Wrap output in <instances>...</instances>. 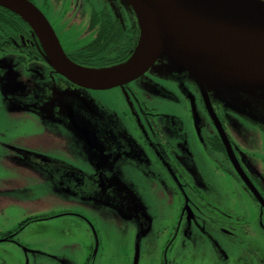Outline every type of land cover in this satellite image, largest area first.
<instances>
[{
    "label": "flooded vegetation",
    "instance_id": "flooded-vegetation-1",
    "mask_svg": "<svg viewBox=\"0 0 264 264\" xmlns=\"http://www.w3.org/2000/svg\"><path fill=\"white\" fill-rule=\"evenodd\" d=\"M29 1L44 13L62 50L82 65L119 63L138 43L140 29L132 11L121 10L118 17L98 0ZM168 73H152L139 82L136 79L110 89L77 86L46 61L30 26L0 5L1 208L25 199L45 201L16 228L0 231L1 241L16 240L21 228L52 216L49 213L58 204H49V200L61 194L82 192L87 195L78 199L91 201L88 194L95 191L90 181L100 175L104 187L123 192L126 201L107 195L109 202L121 205L125 212L119 213L133 219L137 233H147L150 248L167 232L170 239L160 255L163 262L264 264V115L238 113L225 107L211 91L204 96L186 72ZM147 83L158 85V90L146 89ZM163 85L175 92L177 101L170 107L164 105ZM117 89L129 90L135 103L131 109L114 108L115 125L82 118L76 128L74 115L90 113L87 108L74 110L72 97ZM57 102L59 109L50 110ZM8 129L25 133L12 139ZM178 131L182 138L203 145H197L208 151L201 152L202 157L213 153L214 165L207 161L200 166L183 141L174 144L172 135ZM44 133L66 144L39 142ZM91 135L99 152L95 149L94 153L88 143ZM227 180L234 185L232 195L226 192ZM141 181L150 185L144 188L145 194L138 190ZM151 185L153 191L149 192ZM34 187L41 188L43 196L32 195ZM58 213L73 212L64 209ZM206 245L212 249L209 256ZM65 246L72 248L68 243Z\"/></svg>",
    "mask_w": 264,
    "mask_h": 264
},
{
    "label": "water",
    "instance_id": "water-1",
    "mask_svg": "<svg viewBox=\"0 0 264 264\" xmlns=\"http://www.w3.org/2000/svg\"><path fill=\"white\" fill-rule=\"evenodd\" d=\"M252 1L261 5L247 0H124L140 29L138 43L126 60L98 67L72 61L48 19L29 0H0V5L30 26L46 61L77 86L120 87L164 59L160 69L186 72L204 96L211 91L225 107L260 116L264 115V2ZM135 250L133 264H138Z\"/></svg>",
    "mask_w": 264,
    "mask_h": 264
},
{
    "label": "rangeland",
    "instance_id": "rangeland-1",
    "mask_svg": "<svg viewBox=\"0 0 264 264\" xmlns=\"http://www.w3.org/2000/svg\"><path fill=\"white\" fill-rule=\"evenodd\" d=\"M98 1L107 6L108 9H112L114 15L118 17L121 10L127 14L131 11L129 5L124 3V0ZM164 61V59H160L155 62L151 66V69L137 78L135 82L147 78L149 75H152V73L169 75L167 70L162 67V69H160ZM146 85L145 88L148 90H158V85L156 84L147 83ZM163 87L166 91L161 92L162 97L165 99L164 105L170 107L172 106L171 102L174 103L177 101V99H175V92L170 93L167 86L163 85ZM72 90L75 93L73 88ZM118 91L110 90L99 93L88 91L82 93L78 98L72 97V108L74 110L87 108L89 110L88 113H90L89 116L84 117L74 115L76 128L77 125L80 124L82 118H84V120L93 119L99 124L104 122L109 123L110 121L115 125V120L112 118L115 116V112H113L114 108L120 105L124 106L126 109H131L132 104L135 103L133 95L129 90ZM59 106L57 102V104L52 105L50 110L57 111ZM40 110L42 111V108H40ZM46 110L44 109V111ZM169 110L168 108L167 112ZM1 127L2 125L0 124V129ZM11 130L12 129H8L7 134L8 136L10 135L12 139H16L25 133L22 129H17L15 131L16 133H11ZM28 130L29 132L33 131L30 129ZM183 130L187 135L190 132L187 130V125H185ZM51 135L50 133H44L38 141L43 143L51 140V145L60 143L63 146L66 144L64 141H60ZM182 137L184 136H181L180 131H178L176 135L173 134L172 140L174 144L177 141L179 145L181 141H183L185 145L189 147V151L195 154L194 157L200 166L206 165L207 161L216 160L213 153L205 154L202 157L201 152L208 153V151L203 147H197L198 144L203 146L201 143L191 140L189 137ZM76 142L78 143L77 138ZM88 143L93 145L94 153L95 149L99 152L100 147L95 143L92 135L89 137ZM243 150L245 151L248 149L243 148ZM34 158L38 160L36 156ZM10 175L12 177L16 176L15 172H11ZM17 177L18 176H16V178ZM227 181L228 188L226 192L232 195L231 192L234 189V185L229 180ZM90 182L93 184L92 188H94L95 191L92 194H88L91 201L82 199L87 195L82 192L80 195L72 193L67 196L61 194L56 197V200H49V204H58V207L52 209L49 213L52 216L42 217L40 220L33 221L26 227L21 228L16 236V240L1 241L2 239H0V264H133L136 243H138L139 249L138 264H162L163 260L160 255L163 252L167 240L170 239L167 232L161 235L159 239H155L154 245L150 248L146 241L147 233L141 235L137 233V225L133 219L125 218L123 214L119 213L120 211L122 213L125 212L121 208V205L118 203L111 205L109 202L107 195L116 197L118 201H126L127 198L123 192L115 189L110 190L104 187V178L100 175H98L95 180L91 179ZM141 184L143 186H139L138 190L142 189L145 194L147 190L145 191L144 188L150 185H145L142 181ZM33 190L34 192L32 195H38V197L43 196L41 195L43 193L41 188L34 187ZM157 190L160 192L163 191L162 188H158ZM148 191H153L152 185ZM79 196L82 197L81 200L78 199ZM24 201L23 203L19 202V204L10 202L4 208H1L0 203V209L3 210L0 212V231L6 232L16 228L21 220L36 214L34 208H41L45 202L42 199L39 201L30 200V202L25 199ZM64 209H68L73 213H58L64 211ZM67 243L70 244L72 248L68 246L62 247ZM171 250L172 248L170 247L168 252L166 251V257L168 259H170ZM204 251L205 254L209 256L212 249L210 246L206 245ZM163 264H167L165 259Z\"/></svg>",
    "mask_w": 264,
    "mask_h": 264
},
{
    "label": "bare ground",
    "instance_id": "bare-ground-1",
    "mask_svg": "<svg viewBox=\"0 0 264 264\" xmlns=\"http://www.w3.org/2000/svg\"><path fill=\"white\" fill-rule=\"evenodd\" d=\"M247 1L250 2V3H252L253 5H256V6H260L261 5L260 3L254 2L252 0H247ZM254 62H256V61H254Z\"/></svg>",
    "mask_w": 264,
    "mask_h": 264
},
{
    "label": "trees",
    "instance_id": "trees-1",
    "mask_svg": "<svg viewBox=\"0 0 264 264\" xmlns=\"http://www.w3.org/2000/svg\"><path fill=\"white\" fill-rule=\"evenodd\" d=\"M19 18V17H18ZM131 54V53H130ZM129 54V55H130ZM129 57V56H128ZM127 57V58H128ZM126 60V59H125ZM124 61V60H123ZM75 62V61H74ZM119 62H121V61H119ZM78 63V62H77ZM80 64V63H79ZM114 64H117V63H114ZM114 64H109V65H114ZM109 65H98V66H109ZM85 66V65H84ZM87 66H89V65H87ZM98 66H92V67H98Z\"/></svg>",
    "mask_w": 264,
    "mask_h": 264
}]
</instances>
